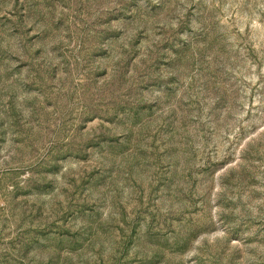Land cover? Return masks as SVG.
I'll use <instances>...</instances> for the list:
<instances>
[{
    "label": "rangeland",
    "instance_id": "obj_1",
    "mask_svg": "<svg viewBox=\"0 0 264 264\" xmlns=\"http://www.w3.org/2000/svg\"><path fill=\"white\" fill-rule=\"evenodd\" d=\"M0 264H264V0H0Z\"/></svg>",
    "mask_w": 264,
    "mask_h": 264
}]
</instances>
